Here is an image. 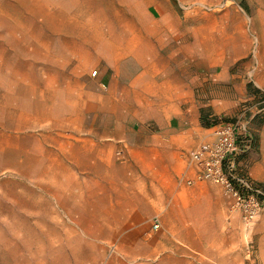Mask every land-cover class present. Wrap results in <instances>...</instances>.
I'll return each mask as SVG.
<instances>
[{"label":"rangeland","instance_id":"rangeland-1","mask_svg":"<svg viewBox=\"0 0 264 264\" xmlns=\"http://www.w3.org/2000/svg\"><path fill=\"white\" fill-rule=\"evenodd\" d=\"M131 1L0 0V264H133L117 254L112 242L116 202L130 200L133 192L129 184H107L99 179L98 167L92 166L98 155L87 160L86 149L110 141L103 136L119 130L114 121L121 118L129 122L134 111L101 108V100L108 102L113 95L108 86H113V90L119 86L114 79H97V68L105 63L94 61L95 48L73 45L80 40H75L72 30L81 20L106 28L127 24L133 17ZM136 1L144 3V7L147 3ZM174 2L179 8V26H183L187 49L195 47L206 52L198 60L187 55L184 82L194 80L199 72L197 64L203 73L243 76L248 70L253 72L260 56L259 35L264 34V0ZM79 5L85 7L84 14L75 12ZM246 36L247 57L229 65L233 52L241 50ZM214 56L217 67L208 70L205 62L215 60ZM123 81L128 85L133 79ZM207 86L193 89V94L179 105L188 118L199 114L196 117L202 127L203 122H209L212 128L243 114L249 128L263 115L257 111L264 91L248 87L242 96L238 91L229 94V83ZM211 98L220 100L222 106L226 105L225 100L232 101L236 107L232 112L210 116L211 108L205 105ZM141 99L139 117L154 113L153 94ZM193 100L199 102L197 106L203 105L196 107V112H191ZM148 129L155 132L151 125ZM126 148L127 145L113 152L117 163L125 162ZM247 157L248 154L242 160ZM105 159L99 158L101 162ZM184 167L186 162L180 165L179 173ZM241 168L244 173L248 169L246 165ZM241 168L234 167L235 176L248 178L239 173ZM108 169L114 170L112 166ZM91 171L94 173L88 175ZM248 180L256 191L260 209L249 221H244L239 211L238 222L226 223L223 231L241 232L250 261L257 264L255 252L264 248V182ZM176 181L171 177V183ZM135 210L127 204L124 212L131 219ZM155 217L161 219V212L149 222L144 220L148 229L143 227V237L151 240L159 235L164 241V228H152ZM105 241L110 243L105 245ZM102 247L106 254L101 252ZM162 252L152 264H165L164 242Z\"/></svg>","mask_w":264,"mask_h":264},{"label":"crops","instance_id":"crops-1","mask_svg":"<svg viewBox=\"0 0 264 264\" xmlns=\"http://www.w3.org/2000/svg\"><path fill=\"white\" fill-rule=\"evenodd\" d=\"M146 2L144 7V3L141 5L132 0L134 7H130V11L133 17L122 26L106 28L90 25L84 20L77 21L72 26L75 40H80L73 45L95 48L94 61L105 63L104 66H98L97 79H114V84L119 86L115 90L113 86H108L112 87L109 91L113 95L110 94L108 102L101 100V108L114 112L127 108L134 111L129 122L121 118L114 121L119 130L103 136V139L110 141L103 142L102 146L95 145L92 150L89 147L86 149L89 155L87 160L98 155V160L92 166L98 167V174L95 173L99 179L107 184H129L133 192L130 200L116 202L112 222L115 223L116 230L112 235L115 250H118V255L125 257L126 262L137 264L142 261L152 264L155 256L163 253L164 242L165 264H253L242 233L223 231L226 223L238 222L240 212L234 205V198L225 195L219 186L208 181L187 184L197 173L189 153L202 143L214 142L215 136L211 127L199 125V114L188 118L185 109L179 105L183 98L187 100L189 94H193V89L203 85L213 88L216 83H229L231 95L238 91L243 96L247 94L248 87L264 91V34L259 35L260 56L252 73L249 70L243 76L203 73L200 64H197L195 68L199 72L192 82L186 83L182 75L185 74L187 55L198 60L206 52L195 47L187 49V42L182 38L183 26H179V8L175 6L174 0ZM75 9L77 14H84L83 5ZM246 38L241 50L233 52L229 65L247 57L249 38ZM210 45L212 46L211 42ZM221 55L224 56L222 53ZM214 59L206 60L208 70L216 69V56ZM128 79L133 81L127 85L123 80ZM202 91L201 89L200 92ZM147 94H153L155 107L152 110L155 112L151 115L142 113L139 117V103H142L141 98ZM194 102L195 100L191 104V112H196V107H203L196 105L198 101ZM220 102L214 98L206 101L205 106L211 108L210 116L232 112L236 107V103L232 101L225 100L224 107ZM263 115L258 116L257 121L249 126L253 136L251 147L244 150L245 146L239 137L238 151L232 156L234 167L246 165L248 168L245 173L241 168L240 174L260 183L264 182ZM150 125L155 128V132L148 129ZM135 127L138 130H133ZM157 130L159 131L156 132ZM127 132L136 135L124 137L122 133ZM125 145L126 160L124 163H117L112 158L113 152ZM189 150L191 151L188 152ZM247 154L248 157L242 160ZM100 157L106 158L105 161L102 160L103 163L99 160ZM240 159L242 161H238ZM183 162H186V167L179 173ZM111 166L114 168L112 171L108 169ZM91 173L94 171L87 174ZM171 177L177 181L171 183ZM87 181H90V177ZM96 181L100 182L98 179ZM127 204L136 209L132 212L134 215L131 219L124 212ZM157 212H161L159 222L165 230L164 241L159 235L148 240L142 234L143 227H146L145 221L149 222ZM105 238L107 239L106 236ZM104 243L108 245L110 242ZM102 249L101 252L106 254V248ZM255 253L258 257L257 264H264V248H258Z\"/></svg>","mask_w":264,"mask_h":264},{"label":"built area","instance_id":"built-area-1","mask_svg":"<svg viewBox=\"0 0 264 264\" xmlns=\"http://www.w3.org/2000/svg\"><path fill=\"white\" fill-rule=\"evenodd\" d=\"M260 109L257 114H264V92H261ZM249 121L242 114L235 121H222L212 127L215 141L202 143L190 153L191 162L197 168L193 180L187 184L208 181L219 186L225 195L232 196L235 207L241 212L242 219L249 221L258 213L260 202L255 196L252 183L246 177L235 176L234 160L232 156L238 151L237 140L245 146L244 150L251 147L253 136L248 128ZM160 226L159 219L155 217L152 228L157 230Z\"/></svg>","mask_w":264,"mask_h":264},{"label":"trees","instance_id":"trees-1","mask_svg":"<svg viewBox=\"0 0 264 264\" xmlns=\"http://www.w3.org/2000/svg\"><path fill=\"white\" fill-rule=\"evenodd\" d=\"M203 126H204V127H210L211 124H210L209 122H203Z\"/></svg>","mask_w":264,"mask_h":264}]
</instances>
